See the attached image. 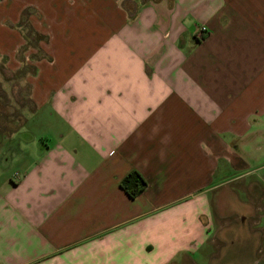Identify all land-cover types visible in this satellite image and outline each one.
<instances>
[{"label": "crops", "instance_id": "0c3cea01", "mask_svg": "<svg viewBox=\"0 0 264 264\" xmlns=\"http://www.w3.org/2000/svg\"><path fill=\"white\" fill-rule=\"evenodd\" d=\"M27 14L44 37L0 264H261L264 0H0L14 72Z\"/></svg>", "mask_w": 264, "mask_h": 264}, {"label": "rangeland", "instance_id": "374dc122", "mask_svg": "<svg viewBox=\"0 0 264 264\" xmlns=\"http://www.w3.org/2000/svg\"><path fill=\"white\" fill-rule=\"evenodd\" d=\"M26 17H28V14L27 16H23L22 21L26 35V44L21 48L18 55L19 59L23 62V67L14 72L7 66L8 57L1 56L0 54V102L2 104H7V108L9 106L14 109V111L7 109L9 113L7 114V112H5V115L0 112V169H5L9 174L15 170L14 159L17 157V154L19 156L20 153H23V149L20 146L22 142L20 134L27 132L26 129L22 128L24 122L16 117H27L28 111L33 107L29 99V85L23 83L22 76L28 72L34 71L35 66L33 62L28 64L25 58L27 55L30 56L29 52L31 48L36 47L39 41L44 37L29 28L30 26L27 23ZM32 57L34 61L41 57H45V53L42 49L38 48V50L32 54ZM14 85L18 87L19 91L21 90L16 97L12 95ZM234 204L231 206V209H234ZM252 257L249 258L248 254L245 263L257 264ZM261 264H264V260Z\"/></svg>", "mask_w": 264, "mask_h": 264}, {"label": "trees", "instance_id": "16d2710c", "mask_svg": "<svg viewBox=\"0 0 264 264\" xmlns=\"http://www.w3.org/2000/svg\"><path fill=\"white\" fill-rule=\"evenodd\" d=\"M7 104H2L0 102V112L5 115V112L7 114L9 113L7 111ZM15 118V117H12ZM16 118H19L20 121H25V117L17 116ZM7 130V129H3ZM121 187L124 189V191L131 197L135 198L138 195H140L147 187V181L138 171H131L128 175H126L123 180L121 181Z\"/></svg>", "mask_w": 264, "mask_h": 264}, {"label": "built area", "instance_id": "2783aa9c", "mask_svg": "<svg viewBox=\"0 0 264 264\" xmlns=\"http://www.w3.org/2000/svg\"><path fill=\"white\" fill-rule=\"evenodd\" d=\"M206 32L207 28L205 26H202L201 29L197 32V37L202 39Z\"/></svg>", "mask_w": 264, "mask_h": 264}]
</instances>
